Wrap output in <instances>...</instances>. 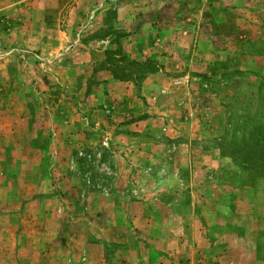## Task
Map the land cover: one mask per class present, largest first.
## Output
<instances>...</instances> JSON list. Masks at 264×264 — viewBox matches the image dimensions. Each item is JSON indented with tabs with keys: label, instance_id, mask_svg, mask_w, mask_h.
I'll return each instance as SVG.
<instances>
[{
	"label": "rangeland",
	"instance_id": "1",
	"mask_svg": "<svg viewBox=\"0 0 264 264\" xmlns=\"http://www.w3.org/2000/svg\"><path fill=\"white\" fill-rule=\"evenodd\" d=\"M0 264H264V0H0Z\"/></svg>",
	"mask_w": 264,
	"mask_h": 264
},
{
	"label": "trees",
	"instance_id": "2",
	"mask_svg": "<svg viewBox=\"0 0 264 264\" xmlns=\"http://www.w3.org/2000/svg\"><path fill=\"white\" fill-rule=\"evenodd\" d=\"M118 37H121V38H123L124 36H122L121 35V33L118 35ZM132 63L134 64V65H137V66H139V67H143V66H145V65H140V63H136V62H133L132 61ZM107 70V69H106ZM109 70V69H108ZM109 72H111L110 70H109ZM111 74H112V76L114 77V79H117V77L111 72ZM118 80V79H117Z\"/></svg>",
	"mask_w": 264,
	"mask_h": 264
},
{
	"label": "crops",
	"instance_id": "3",
	"mask_svg": "<svg viewBox=\"0 0 264 264\" xmlns=\"http://www.w3.org/2000/svg\"><path fill=\"white\" fill-rule=\"evenodd\" d=\"M238 202H240V200H238ZM213 227H214V225H213Z\"/></svg>",
	"mask_w": 264,
	"mask_h": 264
}]
</instances>
